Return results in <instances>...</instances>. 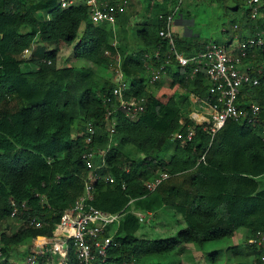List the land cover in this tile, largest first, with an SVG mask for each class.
<instances>
[{"label":"trees","instance_id":"obj_1","mask_svg":"<svg viewBox=\"0 0 264 264\" xmlns=\"http://www.w3.org/2000/svg\"><path fill=\"white\" fill-rule=\"evenodd\" d=\"M261 1L254 19L251 8L245 10L247 20L242 21L251 30L238 41L264 37ZM161 25L157 18L153 28L138 30L142 46L129 54L118 41L116 47L111 45L117 38L114 27L93 21L85 4L62 8L58 0H0V264H8L10 246L63 239L60 215L83 194L91 174L113 178L111 183H94L92 205L109 213L123 210L108 260H163L182 245L202 250L207 242L230 238L245 228L247 245L229 247L233 264H264V245L248 243L264 229V189L257 181L264 175V63L248 71L258 84L243 87L237 98L240 107L257 105L256 120H227L211 136L189 118L199 102L220 108L219 91L204 69L198 67L192 74L193 66L172 63L165 69L170 83L158 82L153 93L147 88L148 68L160 65L167 51L158 35ZM35 41L51 48L42 58H33L32 52L21 56ZM208 42L175 37L177 50L185 55L203 51ZM72 44L74 58L105 73L119 55L131 93L144 98V109L135 120L115 109L108 131L106 114L115 108V84L89 67L57 66V54ZM153 49L159 50L155 57ZM250 51L264 59V48H248L247 57ZM127 147L141 157L130 159ZM96 149L105 151L103 164L91 161L89 166L84 155ZM156 179L159 182L149 190L147 185ZM164 207L179 214L184 226L172 237H136L141 223L134 212L155 214ZM32 220L40 226L30 224ZM45 259L38 255L39 262ZM211 261L216 264V257ZM65 264H79L70 244Z\"/></svg>","mask_w":264,"mask_h":264},{"label":"built area","instance_id":"obj_2","mask_svg":"<svg viewBox=\"0 0 264 264\" xmlns=\"http://www.w3.org/2000/svg\"><path fill=\"white\" fill-rule=\"evenodd\" d=\"M259 1L245 0L246 4L251 7H256ZM58 3L60 7L65 8L72 5L74 0H58ZM180 3L181 0H175L168 13L159 15L162 25L158 35L165 43L167 51L160 65L150 67L148 83L153 85L159 82L165 74L166 67L172 63H177L180 67L193 66L192 74L200 67L205 70L209 83L219 91L220 108L213 110L207 102H204L210 109V114L191 113L189 118L195 124L204 125V128L210 132L211 136L222 128L227 120L254 122L259 112L257 105L251 104L249 108L240 107L237 103V98L243 87L256 86L258 79L248 72L239 70L238 65L247 57L248 48H264V37L259 35L256 38L238 41L233 55L223 46L212 41L205 46L203 51L185 55L177 50L173 31V25L176 20L174 18L178 14ZM84 4L88 9L89 17L93 21L114 27L116 15L124 9L126 0H85ZM111 45L116 47V41L113 40ZM32 48L33 44L25 48L21 56H28ZM158 54L159 50L156 49L153 56L155 57ZM107 71L115 84V108L106 114L107 120H110L107 129L112 132L114 121L110 116L114 110L123 109L130 120H135L144 109V98H137L131 93L120 68L118 54L115 55L114 62ZM87 132L90 135L93 133V128L90 125L87 126ZM191 135L192 132L189 130L187 137L190 138ZM89 140L90 138L88 137L86 142H89ZM104 154L105 151L96 149L85 153L84 157L90 166L91 161H94V159H98L100 164H103ZM98 166L95 168H98ZM163 176L161 175L160 177ZM99 179H103L105 183L113 182V178L110 175L102 177L97 174L89 175L84 183L83 194L69 207L65 208L60 215L58 227L64 231V238L54 240L47 251L31 250L26 259V264H65L69 244L72 246L79 264H117L115 261L108 260L107 251L111 245L115 229L123 215V210L109 213L92 205L93 185ZM158 182L159 179H156L151 184H148L147 188L153 190ZM14 213L15 209L12 210L11 215H14ZM134 214L140 223L144 220V215L141 212H134ZM31 223L35 224V226H40L37 221L32 220ZM248 243L262 247L264 245V229L257 231L250 237ZM39 254L45 255V261L39 262ZM56 255L58 256L57 260L55 258Z\"/></svg>","mask_w":264,"mask_h":264},{"label":"rangeland","instance_id":"obj_3","mask_svg":"<svg viewBox=\"0 0 264 264\" xmlns=\"http://www.w3.org/2000/svg\"><path fill=\"white\" fill-rule=\"evenodd\" d=\"M171 1L173 3L175 2V0ZM259 2L262 3L261 0ZM237 4L238 8H236ZM246 9L247 6L245 2H242L241 0H239L238 3L232 0H181L178 14L174 19H177L180 13L187 12L188 18L190 19L188 30L198 34L200 40L220 41L226 43L230 41L232 35V22L234 23V20H237L238 26L242 24V20H247V18H245ZM173 28L175 31L178 30V27ZM81 29H83V24L80 26L79 32L82 31ZM223 29H226L227 32L223 33ZM233 40H235V38ZM73 44L69 47L63 48L58 53L56 61L57 66H85L89 67L103 77H111L109 73L103 72L102 68L95 67L84 60L74 58L72 53ZM50 48L51 46H48L45 43L35 41L31 54H33V58H42V54ZM136 52L137 50L135 53ZM157 84L158 82L154 83L153 85L148 83L150 86L147 87L148 90H150L152 93L155 92L158 88ZM191 98L193 97L189 96V99ZM193 102H195V100H193ZM201 103L202 102H199L197 105H195V108L191 113H202L203 111L210 113L208 106L204 103H202V106H199ZM205 115L207 114L205 113ZM126 150L129 153L130 159L136 160L141 157V155H139L131 147H127ZM168 151V154H170L171 149L169 148ZM93 162H98V160L95 159ZM258 183L259 188L264 189V176L258 178ZM141 213L144 215V220L141 221L140 229L136 233V237L138 238L163 239L172 237L180 228L184 226V224L179 221L181 219L180 216L169 207L162 208L155 214H148L146 212ZM245 230V228H238L230 238L207 242L203 246L202 250L194 244H186V246L182 245L181 254L173 252L168 254V256H166L163 260H156L157 262L155 260L147 259L144 261V264H212L211 259L214 257H216V264H233L229 247L238 246L243 248L247 245V235ZM31 250L32 245L29 243V241L15 246H10L7 250V263L26 264V259ZM55 258L57 260L58 256L56 255Z\"/></svg>","mask_w":264,"mask_h":264},{"label":"crops","instance_id":"obj_4","mask_svg":"<svg viewBox=\"0 0 264 264\" xmlns=\"http://www.w3.org/2000/svg\"><path fill=\"white\" fill-rule=\"evenodd\" d=\"M85 0H74V3H82L84 4ZM113 1V0H110ZM234 1V0H232ZM237 1V0H236ZM239 1V0H238ZM242 2H245V0H241ZM171 0H126V4L124 6V9L119 12L116 15L114 29L115 33L117 35V38L115 41L119 42L120 46L124 48L125 52L127 53H135V51L139 50L141 48V41L137 36V31L140 29H143L145 26L151 25L152 28L154 27V23L156 19H159V15L165 14L168 12L172 6ZM238 3V2H237ZM246 4V2H245ZM260 2L256 5V7H251L246 4L247 8H251V18H255L259 14V7ZM164 12V13H163ZM235 22H232V35L229 42L223 43L226 47L225 49L231 53L232 55L236 51V46L239 37H243L248 35L250 33L251 27L247 24L241 21V25L237 26V20H234ZM255 21V20H254ZM190 19L188 18V13H180L178 18L174 22L173 27H178V30H174V38H185L187 41H193L195 39H200L198 37V34L193 33L192 31L188 30ZM235 25V27H234ZM82 30V29H81ZM223 33L227 32L226 29L222 30ZM235 38V40H233ZM211 42V41H209ZM208 42V43H209ZM207 43V44H208ZM206 44V45H207ZM205 45V46H206ZM156 49H153L151 53L153 54ZM58 55V54H57ZM261 56L257 55L255 51H250L248 57L241 62V64L238 65V69L241 71H253L257 67L260 68V64L264 63V59L261 60ZM257 61H261L256 63ZM87 62V61H85ZM88 63V62H87ZM172 65V64H171ZM151 67V66H150ZM150 67L148 68L150 70ZM148 70V73H149ZM161 84L163 86H167L170 83V78L164 74L162 77ZM179 93L183 94V92L180 90ZM191 97V96H190ZM193 101V98L190 99ZM204 103V102H202ZM202 103L199 104V106H202ZM210 111V109H208ZM209 115L210 113L202 112V114ZM191 114V113H190ZM189 114V116H190ZM264 176V175H262ZM261 177V176H260ZM259 178V177H258ZM257 178V181H258ZM165 208V207H164ZM161 210V209H160ZM172 210V209H171ZM174 211V210H173ZM137 212V211H136ZM159 212V211H158ZM177 214V213H176ZM179 215V214H178ZM180 216V215H179ZM181 218V216H180ZM182 222V218L179 220ZM183 223V222H182ZM140 229V228H139ZM139 231V230H138ZM137 231V232H138ZM246 235H248V230H245ZM136 232V233H137ZM54 242L50 240H38L35 242H30L32 245V250H39V251H47L51 243ZM188 245V244H187ZM186 246V245H184ZM177 253L181 254V251H178ZM46 254V253H45Z\"/></svg>","mask_w":264,"mask_h":264}]
</instances>
